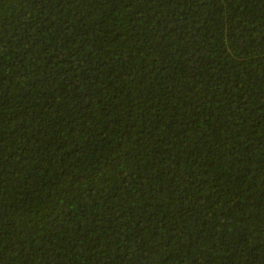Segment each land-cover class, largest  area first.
<instances>
[{
    "label": "trees",
    "instance_id": "1",
    "mask_svg": "<svg viewBox=\"0 0 264 264\" xmlns=\"http://www.w3.org/2000/svg\"><path fill=\"white\" fill-rule=\"evenodd\" d=\"M0 264H264V0H0Z\"/></svg>",
    "mask_w": 264,
    "mask_h": 264
}]
</instances>
